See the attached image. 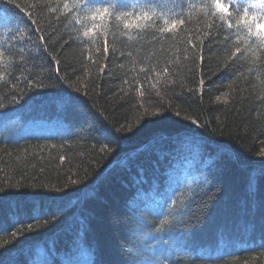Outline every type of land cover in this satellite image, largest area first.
Wrapping results in <instances>:
<instances>
[{"label": "trees", "instance_id": "obj_1", "mask_svg": "<svg viewBox=\"0 0 264 264\" xmlns=\"http://www.w3.org/2000/svg\"><path fill=\"white\" fill-rule=\"evenodd\" d=\"M159 2L171 6L170 0ZM0 7L10 6L5 2ZM8 14L14 27L28 22L26 13L15 7ZM39 19L46 39L56 29L48 51L60 59V75L68 80L43 79L56 87L26 92L0 109V189L7 193L0 204V264H63L70 255L79 264H128L129 250L156 264H264V63L238 68L243 75L237 79L231 72L212 74L216 61H206L211 83L206 78L203 92L189 93L198 79L186 72L194 65L192 53L183 51V33L175 41L117 43L115 55L107 59L92 47L89 59L88 49L69 40L65 21L57 22L46 10ZM7 40L0 29V42ZM216 51L206 48L205 54ZM47 60L42 53L35 63ZM165 64L172 65L176 81L159 87L164 104L172 105L167 113L171 119L149 124L155 118L143 117L138 94L125 80L131 83L142 66ZM140 83L149 87L143 79ZM0 90L7 93L9 88ZM62 93L77 99L69 103ZM222 94L228 95L227 102L216 101ZM149 99L157 101L154 94ZM185 115L208 124L196 133L203 141L199 164L192 160L196 145L167 139L180 125L197 127ZM122 126L131 130L116 132ZM105 128L119 140L110 144V153L101 154L99 148L111 138L102 135ZM162 153L166 159L160 158ZM141 169L143 182L137 178ZM202 175L208 183L198 187ZM70 179L82 182L71 185ZM169 182L180 185L192 201L183 217L188 223L177 221L180 226L171 231H157L162 217L155 211ZM189 188L198 193L195 199ZM210 195L216 197L210 214L198 224L196 217ZM58 208L56 222L36 228ZM81 218L86 222L83 241L76 237ZM28 224L34 230L13 240L12 233Z\"/></svg>", "mask_w": 264, "mask_h": 264}, {"label": "snow or ice", "instance_id": "obj_2", "mask_svg": "<svg viewBox=\"0 0 264 264\" xmlns=\"http://www.w3.org/2000/svg\"><path fill=\"white\" fill-rule=\"evenodd\" d=\"M5 2L10 7H0V29L6 31L8 35L7 42H0V86L8 87L9 91L5 93L0 90V109L6 108L5 101L9 104L17 103V97H22L26 92L56 87V85H45L43 79L54 78L57 83H66L68 80L67 75H60V59L48 51L49 42L56 34V29H52L46 39L39 19L43 10L47 11L48 16L55 17L57 22L61 20L66 22L64 27L69 40L88 49L89 59H91L92 47H95L96 53L104 55L107 59L110 54L115 55L117 43L127 47L140 44L141 41L150 44L169 39L175 41L183 33V51L192 53L189 59L194 65V67L187 68L186 72L190 77L198 79L197 87L189 88V93L203 92L206 78L208 83H211V75L204 71L206 61H216L217 67L212 70V74L231 72L235 73L237 79L243 75L237 71L238 68L246 64L264 63V0H170V7H162L159 0H55L54 5L53 0H31V2L29 0H0V4ZM11 7L26 13L28 22L24 24V27L18 24L13 26V18L8 14ZM194 24L197 26L190 27ZM33 36L36 37L35 40ZM148 37L151 39L148 40ZM205 41H208L207 45ZM213 47L217 50L216 54L206 56L205 49L211 52ZM42 53H46L50 60L36 64V58ZM127 55L130 57L132 53L128 52ZM120 56L123 58L125 52L121 51ZM171 67V64L142 66L133 76L131 83L125 80L129 90L138 94V107L143 109V117L155 118L148 120L149 124L171 119L167 113L172 111V105L164 104L163 94L159 90L161 85L176 84V81L171 79L174 75ZM142 79L149 84L147 89L140 83ZM233 83L234 81L229 82L230 88ZM68 87L74 88L76 92L81 91L79 86L73 84H68ZM153 94L157 97L156 103H152L149 99ZM62 95L67 97L69 103L77 99L73 98L70 93H62ZM215 99L218 102L222 100L227 102L228 95L222 94L216 96ZM260 100L264 103V96H261ZM145 101H148V107H145ZM176 116H180L179 111H176ZM184 119L191 121V124L197 127L180 125L175 128V134L167 139L182 140L189 145H196L192 160L199 164L202 157L199 147L203 141L196 133L198 129L207 128L208 124L188 115H185ZM141 120L142 117L138 118V122ZM176 123L179 124L178 121ZM125 130L131 129L122 126L116 129V132ZM102 135L111 138L108 143L101 145L99 152L101 154L110 153L112 151L110 144L116 143L119 137L107 128L103 130ZM160 139L163 141L165 138ZM260 155L264 156V152ZM160 158L166 159L167 155L162 153ZM63 159L64 157H61V160ZM143 176L144 171L141 169L137 172L138 180L143 182ZM171 179L169 173V181ZM81 182L79 179L69 181L71 185ZM207 183L208 176L202 175L197 186L200 187ZM68 186L65 185V187ZM14 187L19 188L21 185L17 184ZM31 187H37V185H31ZM41 187L47 186L41 185ZM54 190L63 191L62 189ZM188 192L193 199L198 195L191 188ZM5 194H7L5 190L0 189V204L3 203ZM160 195L161 202L155 214L162 218L159 220L157 231H164L165 228L171 231L180 226L177 225V221H180L182 225H187L188 222L183 217L187 215L185 210L191 206L192 201L181 191V186L169 182ZM215 199V195L208 197L201 210V215L196 217V223H203L208 218L209 205ZM58 213H61L59 208L50 213V218L44 220L43 224L37 223L36 228L56 222L59 219ZM34 219L38 217L34 216ZM79 223L80 229L76 237L83 241L86 222L81 218ZM33 230L32 224H28L26 228L20 227L12 233V239L15 240L23 236L25 232ZM63 264H79V261L70 255ZM128 264H156V262L152 258L141 256L140 251L131 252L129 250ZM173 264H178V261Z\"/></svg>", "mask_w": 264, "mask_h": 264}]
</instances>
